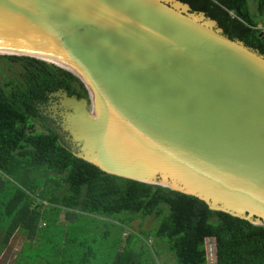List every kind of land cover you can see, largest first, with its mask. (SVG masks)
Returning a JSON list of instances; mask_svg holds the SVG:
<instances>
[{
	"label": "water",
	"instance_id": "obj_1",
	"mask_svg": "<svg viewBox=\"0 0 264 264\" xmlns=\"http://www.w3.org/2000/svg\"><path fill=\"white\" fill-rule=\"evenodd\" d=\"M0 53L60 62L83 82L88 99L60 90L40 107L78 158L264 224V55L205 12L0 0Z\"/></svg>",
	"mask_w": 264,
	"mask_h": 264
},
{
	"label": "trees",
	"instance_id": "obj_2",
	"mask_svg": "<svg viewBox=\"0 0 264 264\" xmlns=\"http://www.w3.org/2000/svg\"><path fill=\"white\" fill-rule=\"evenodd\" d=\"M179 1L215 19L230 39L243 41L264 55V38L256 29L260 21L253 17L248 0ZM258 12L264 21V0H258ZM0 62V72H12L14 64L20 66L15 80L0 83L3 248L16 234L32 242L42 235V219L57 222L62 213L69 222L77 211L104 217L126 212L160 219L157 237L166 241L177 264H208L209 239L215 243L217 264H264V224L213 211L192 195L108 174L78 158L51 125L46 132H35L32 122L45 119L40 106L53 93L63 90L69 96L88 99L77 76L28 56L0 55ZM42 236L46 238V234ZM127 240L130 243V236ZM129 247L116 256L114 264H159L147 259L140 262Z\"/></svg>",
	"mask_w": 264,
	"mask_h": 264
},
{
	"label": "rangeland",
	"instance_id": "obj_3",
	"mask_svg": "<svg viewBox=\"0 0 264 264\" xmlns=\"http://www.w3.org/2000/svg\"><path fill=\"white\" fill-rule=\"evenodd\" d=\"M248 5L253 17L262 23L258 0H248ZM19 71L20 66L14 64L12 72H0V83L5 85L6 80H15ZM32 125L37 133L47 131V125L42 120H34ZM73 214L74 217L69 222L64 213L57 222L47 220L44 229L46 238L37 237L33 241L35 245L26 244L23 261L27 264H114L116 256L130 245L129 248L134 249L140 262L147 259L148 263L157 261L159 264H177V259L168 250L166 241L157 237L160 224L158 218L126 212L113 217L79 211ZM131 216H136L134 222H129ZM127 236H130V243L127 242ZM21 241L24 242L25 239L22 238ZM19 242V237L14 238L13 243ZM214 244L213 239L207 240L208 264H214ZM58 250L61 251L60 254ZM10 252L3 256L1 264H8Z\"/></svg>",
	"mask_w": 264,
	"mask_h": 264
},
{
	"label": "crops",
	"instance_id": "obj_4",
	"mask_svg": "<svg viewBox=\"0 0 264 264\" xmlns=\"http://www.w3.org/2000/svg\"><path fill=\"white\" fill-rule=\"evenodd\" d=\"M35 205V204H34ZM63 214V213H62ZM62 214L60 215V218H59V220L61 219V217H62ZM47 220H44V219H42L40 222H39V228H40V233L42 234V235H45L46 233H44V229H45V227H46V224H47V222H46ZM1 228H3L1 225H0V231H1ZM2 232V231H1ZM42 235H38L37 237H42L43 238V236ZM16 237H19L20 238V242L19 243H13V240H14V238H16ZM37 237L35 238V239H37ZM22 238H24L25 239V241L24 242H22L21 241V239ZM35 239H32V242H30L29 240H28V238L25 236V235H21V234H16L11 240H10V242H9V244L5 247V248H3V246L4 245H2L1 243H0V264H1V259L3 258V256H5V254H7L9 251H11L10 252V255H8V257H10L9 259H7V262H8V264H27V263H25L24 261H23V249H24V246L26 245V244H28V245H32V244H34L35 245V243L33 242ZM44 239V238H43ZM39 240V239H38ZM37 240V241H38ZM13 248V249H12ZM23 262V263H22Z\"/></svg>",
	"mask_w": 264,
	"mask_h": 264
},
{
	"label": "bare ground",
	"instance_id": "obj_5",
	"mask_svg": "<svg viewBox=\"0 0 264 264\" xmlns=\"http://www.w3.org/2000/svg\"><path fill=\"white\" fill-rule=\"evenodd\" d=\"M0 54H6V53H0ZM46 62L51 63V64H56L57 66H60L62 68H65V66L62 65L60 62H56V61H52V60H47Z\"/></svg>",
	"mask_w": 264,
	"mask_h": 264
},
{
	"label": "built area",
	"instance_id": "obj_6",
	"mask_svg": "<svg viewBox=\"0 0 264 264\" xmlns=\"http://www.w3.org/2000/svg\"><path fill=\"white\" fill-rule=\"evenodd\" d=\"M256 29L260 30L261 33H263V35H264V21H263L262 23H260V24L256 27Z\"/></svg>",
	"mask_w": 264,
	"mask_h": 264
},
{
	"label": "flooded vegetation",
	"instance_id": "obj_7",
	"mask_svg": "<svg viewBox=\"0 0 264 264\" xmlns=\"http://www.w3.org/2000/svg\"><path fill=\"white\" fill-rule=\"evenodd\" d=\"M50 98H51V97H50ZM49 101H50V99H49ZM49 101H48V102H49ZM45 105H46V104H45ZM42 106H44V105H42ZM40 107H41V106H40ZM53 129L56 130V131H58V132H60V129L57 128L56 126H54Z\"/></svg>",
	"mask_w": 264,
	"mask_h": 264
},
{
	"label": "clouds",
	"instance_id": "obj_8",
	"mask_svg": "<svg viewBox=\"0 0 264 264\" xmlns=\"http://www.w3.org/2000/svg\"><path fill=\"white\" fill-rule=\"evenodd\" d=\"M208 258H209V252H208ZM214 264H217V254H216V257H215V260H214Z\"/></svg>",
	"mask_w": 264,
	"mask_h": 264
}]
</instances>
